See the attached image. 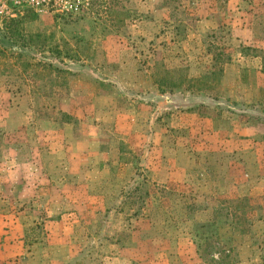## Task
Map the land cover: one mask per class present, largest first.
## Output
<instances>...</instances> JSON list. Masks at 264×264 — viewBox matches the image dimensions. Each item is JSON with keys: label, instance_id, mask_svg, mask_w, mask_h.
I'll return each mask as SVG.
<instances>
[{"label": "rangeland", "instance_id": "374dc122", "mask_svg": "<svg viewBox=\"0 0 264 264\" xmlns=\"http://www.w3.org/2000/svg\"><path fill=\"white\" fill-rule=\"evenodd\" d=\"M16 10L0 264H264V0Z\"/></svg>", "mask_w": 264, "mask_h": 264}, {"label": "built area", "instance_id": "2783aa9c", "mask_svg": "<svg viewBox=\"0 0 264 264\" xmlns=\"http://www.w3.org/2000/svg\"><path fill=\"white\" fill-rule=\"evenodd\" d=\"M55 0H0V15H9L16 9L41 10L53 8Z\"/></svg>", "mask_w": 264, "mask_h": 264}, {"label": "trees", "instance_id": "16d2710c", "mask_svg": "<svg viewBox=\"0 0 264 264\" xmlns=\"http://www.w3.org/2000/svg\"><path fill=\"white\" fill-rule=\"evenodd\" d=\"M264 261V260H263Z\"/></svg>", "mask_w": 264, "mask_h": 264}]
</instances>
